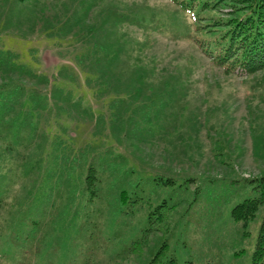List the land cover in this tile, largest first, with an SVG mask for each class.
<instances>
[{
	"label": "rangeland",
	"instance_id": "374dc122",
	"mask_svg": "<svg viewBox=\"0 0 264 264\" xmlns=\"http://www.w3.org/2000/svg\"><path fill=\"white\" fill-rule=\"evenodd\" d=\"M88 1L0 0L1 89L37 91L0 110V264H141L158 234L141 253L127 247L162 200L175 204L177 264H249L264 202L246 224L230 208L257 195L247 177L264 174V68L214 64L173 0ZM112 4L126 15L119 30L145 43L134 53L155 60L144 82L98 75L91 42Z\"/></svg>",
	"mask_w": 264,
	"mask_h": 264
},
{
	"label": "trees",
	"instance_id": "16d2710c",
	"mask_svg": "<svg viewBox=\"0 0 264 264\" xmlns=\"http://www.w3.org/2000/svg\"><path fill=\"white\" fill-rule=\"evenodd\" d=\"M184 14H189L192 18L190 25H187L188 34L199 45L204 53L211 56L212 62L221 66L227 73L240 67L246 73H253L264 68V0H173ZM86 7L89 1L84 0ZM88 4V6H87ZM229 6L226 15H210L209 11H216L220 7ZM101 20L98 21V29L106 30L102 37H93L91 54L93 60L97 62L98 75L107 83L112 77L117 80L131 79L139 82L147 80L155 68V60L147 59L143 61L139 58L137 51H141L145 43L134 41L128 37L126 32L120 31L118 22L126 20V15L119 10L118 5L112 4L100 7ZM80 16L75 14L73 19L78 20ZM115 22L116 27H110V22ZM108 22L106 26L104 23ZM113 25V24H112ZM89 28V27H88ZM90 27L88 31H92ZM110 34V36H109ZM146 42V41H145ZM147 44V43H146ZM2 62V65H1ZM0 62L5 70V58ZM127 64L123 71L112 70V67ZM114 65V66H113ZM118 66V67H119ZM127 74L126 76H123ZM38 78H46L38 75ZM123 76V77H122ZM175 78V79H174ZM171 79L178 81L179 74H172ZM257 84H264V75L256 78ZM114 85V84H113ZM0 84V110H15V104H23V97L32 98L37 91H28L22 84H14L10 88L1 89ZM16 97L17 100H13ZM8 103V104H7ZM36 105L33 106L34 107ZM19 111V110H17ZM128 119L131 114L126 116ZM136 122H138L135 119ZM30 155V154H29ZM95 167L89 163L86 168L84 181L86 187L90 188L95 177ZM247 177V176H245ZM193 180L192 177H188ZM171 181L170 177L164 179ZM249 182H255L254 187H259V193L254 196L242 198L230 208V217L234 221L242 220L244 224L255 215L259 205L264 202V174L247 177ZM235 182V180H233ZM121 196L126 198V191L121 190ZM175 204H169L166 200L155 204L147 214V225L142 229L140 235L131 240L127 247L128 253H141L148 245L152 233H157L154 250L146 261L141 264H177L178 257L175 252L169 250V228L168 222L174 212ZM243 230V233H246ZM235 250L233 254H238ZM115 256L123 257V254L115 252ZM215 256V255H214ZM112 258V260H113ZM210 257V261H211ZM115 261V259H114ZM188 264H194L191 259H187ZM213 264V261H211ZM249 264H264V217L259 226L258 234Z\"/></svg>",
	"mask_w": 264,
	"mask_h": 264
}]
</instances>
